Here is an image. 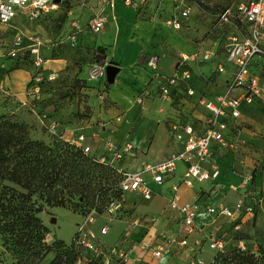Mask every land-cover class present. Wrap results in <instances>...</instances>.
Instances as JSON below:
<instances>
[{
	"label": "crops",
	"instance_id": "obj_1",
	"mask_svg": "<svg viewBox=\"0 0 264 264\" xmlns=\"http://www.w3.org/2000/svg\"><path fill=\"white\" fill-rule=\"evenodd\" d=\"M70 1L72 8L68 11V21L62 35L67 32L68 36L71 33L70 31H74L72 26H76L78 30L72 35V39L77 38L78 42L85 45L89 50L107 49L104 54L97 53L96 60L101 63L118 64L117 66L120 68V72L113 83L114 87L120 92H115L111 88L107 94L104 93L106 90V77L97 80L90 78L94 63L90 61L88 50L85 49V54L81 59L80 77L87 81L86 84L89 87L86 89V93L89 95L88 105L93 113L90 122L86 124V129L89 127L88 132L90 130L100 131L99 137L103 138V143L106 141L105 147L109 142L119 147L126 144L131 145L132 151L118 161L116 166L127 171H141L147 165L158 164L181 152L184 148V142L176 138L172 126L174 124L191 123L198 134L202 133L206 128L209 113L200 105L199 101L202 97L214 100L218 95L223 94L232 79L234 68L227 64V72L224 73L226 78L224 80H213V73L208 76L201 65L197 71V74L203 78L200 85L197 82L200 79L195 78V74H192L190 83L195 91L193 96L180 98L179 102H174L173 99L170 101L164 100L159 92L160 83L166 78L181 72V57L187 54L182 53V56H179L176 51L168 53L165 62L162 63L160 59L156 70L149 67L145 68L142 65L144 54L140 41H138L139 38L137 39L131 33L134 28L131 19L137 11L135 7L126 5L123 0H89L90 4L88 6H84V0ZM97 15H104L109 18V22L105 26L106 29L101 32L100 41L93 38L94 33L91 29H86V25H89L90 28L93 18ZM112 16H115V21ZM196 16L190 22L191 27L194 29L197 28ZM19 18L25 22L30 21L24 15L19 14L10 25H0L1 44H9L12 41L6 40L3 36L10 27L15 26L14 23ZM73 20L75 22L71 23ZM189 29L191 28H187L186 32L177 36L178 39L182 37L184 41L183 50L191 54L187 56H193L195 53L204 50H215L220 52L213 59L217 62V66L220 62H226V54L220 51L218 42H213L214 39L209 37L207 40L200 38L198 43H192L193 38L190 37ZM108 30H110V34ZM108 34L109 36L105 37ZM112 39L116 48L113 52H110L106 47L109 45L106 44L110 43ZM46 40L48 39L46 38ZM49 42L53 44L51 40ZM54 47L55 45H52L45 49L44 55L47 61L44 70L58 76V73L70 65L73 59L70 57H53ZM177 51H179V48ZM184 51L181 50L180 52ZM98 55L105 56V60L102 62L101 58H97ZM168 55H170V58H168ZM259 62L260 58H256V64ZM161 63L163 67L166 66L171 69V72H174L173 75H168L166 70L161 69ZM194 63L206 64L208 62H204L199 58L197 61H188L185 67L193 70ZM256 64L254 68L259 72L261 65ZM31 79L32 70L27 69H17L10 73L0 74V114L15 116L19 121L26 123L35 119V115L38 116V105L32 104V98L29 96ZM95 82L99 83L97 84L98 90L95 89ZM240 92L241 90H236L235 94ZM122 94L124 96H119ZM139 99L141 102H139ZM254 107L258 106L253 104L246 108L245 119L239 120V129L235 136L246 140L247 145L241 147L239 151L214 146L213 157L204 162L203 166L208 170H211L214 165L220 168L221 173L217 180L205 183L195 182L193 187L185 186L181 183L182 176L188 167L185 162H179L176 170L178 173L175 172L168 177L166 181L168 179H171V181H165L162 186L156 185L151 176L146 175L153 190L151 200H145L135 192L125 193L123 196V210L115 220L110 223L105 216H101L94 223L93 230L97 233L103 245L105 247L109 246L107 245L108 240L104 237L110 235V231L113 229L116 238H120L119 247L127 253L129 252L128 264H168L170 261H184L190 264L191 261L197 259L203 260L205 264H210L217 252L208 263L204 256L214 251L209 245V238L213 234L225 241V250L234 247V243L237 242L235 236L242 232L243 226L253 218L255 212L253 214H242L238 220L240 229L237 231L230 219L225 216L209 214L205 208L207 206H217L221 203L231 207L238 201H244L256 210L263 201L261 196V187L264 186L263 165L259 163L256 166V162L249 155L250 151L257 149L256 143L261 146L264 142V139L259 137L257 132L247 127L250 118L249 112ZM69 133H74L76 137L84 135V146H90L89 141H91V138H88L85 133L79 130L77 132L70 131ZM250 173L254 178L249 186L239 188L237 191L231 188L232 185L241 183L243 175ZM175 184L179 185V193L183 201L197 202L203 208L195 219V231L190 235L185 233L180 215L172 211L168 205L172 196V186ZM229 198H232V200ZM164 204L166 206L163 210ZM134 220H138L139 223L137 226L131 227ZM106 225L109 228L108 233L101 235L100 230ZM163 235L170 238L175 237L178 240L187 238L190 245L188 247L174 245L171 252L160 260L150 255L144 256L136 247L142 240L148 241L155 247L163 242ZM196 240L202 241L200 246L195 245Z\"/></svg>",
	"mask_w": 264,
	"mask_h": 264
},
{
	"label": "built area",
	"instance_id": "obj_2",
	"mask_svg": "<svg viewBox=\"0 0 264 264\" xmlns=\"http://www.w3.org/2000/svg\"><path fill=\"white\" fill-rule=\"evenodd\" d=\"M123 1L126 5L135 8L141 5L140 0ZM142 1L144 2V0ZM59 6L55 5L53 0H0V25H10L19 14L24 15L30 21H34L41 14H47ZM190 16L191 9L186 5L184 6L182 1L177 5L176 12L165 21V26L171 30H181ZM218 22L220 26L231 28L226 35V62H220L216 69L218 73L224 74L227 72V64L234 68L227 90L214 100L205 97L200 99V105L209 113L206 128L202 133L198 134L191 123L174 124L172 126L176 138L184 142V148L181 152L158 164L147 165L141 171H127L117 168V172L121 175L120 190L123 195L128 192H135L145 200H151L153 190L146 175H150L156 185L162 186L166 179L176 172L179 162L188 164L181 179V183L187 187H193L195 182L205 183L217 180L221 173L220 168L214 165L211 170H208L203 166L204 162L213 157L214 146L239 151L241 147L247 145L246 140L235 136L239 129L238 122L242 118V111L255 102H259L264 106V0H248L247 2H238L234 8L227 7L219 14ZM106 24L107 17L97 15L93 18L90 29L94 34H99L105 29ZM52 45L48 40L37 34L19 35L9 44L0 43V71L4 72L9 67L6 60H18L26 54L30 56L33 66L39 71L31 79L33 83L29 85V96L32 98V104L34 105L42 98L41 83L45 80L43 70L47 61L44 53L45 49ZM217 53L215 50H204L195 53L193 56L183 55L181 57V72L166 78L160 83L159 92L162 98L167 101L172 100V89L180 86H185L187 94L193 96L195 91L190 83L192 72L185 65L188 61H197L199 58L204 62H210L217 56ZM256 58H260V62L257 64ZM158 62L159 57H151L148 66L156 70ZM255 64L261 65L259 72L255 70ZM106 67L107 63L94 64L90 72V78L92 80L105 78ZM54 79H56L55 74L48 75V80ZM236 90H241V92L235 94ZM139 102H141L140 99ZM49 125L51 132L56 133L57 123L52 122ZM67 141L78 148H82L84 153L89 154L90 147L83 144L85 141L84 135L72 136ZM107 149L112 153L114 161H120L132 151V146L126 144L119 147L109 142ZM102 162L105 163V158ZM253 178L251 173L245 174L242 176L241 183L232 185L231 188L234 191L239 188H246L252 183ZM168 205L172 211L180 215L185 233L187 235L192 234L195 231V219L203 208L197 202L183 201L178 184L172 186V196ZM123 207V199H115L108 204L102 214H99L96 208H93L82 217L81 222L77 224L75 235L76 246L81 252H90L94 257L101 258L104 264H111V250L105 248L97 233L93 230V225L101 216H105L111 223L120 215ZM205 210L209 214L227 217L234 224L237 231L240 229L238 220L242 214H253L255 211L253 206L247 205L244 201H238L231 207L223 203L217 206H207ZM138 223V220H134L131 227L137 226ZM108 229V225L102 227L100 230L101 235H106ZM162 238L163 242L155 247L146 240L140 241L136 247L144 256L150 255L160 260L171 252L174 245L181 247L190 245L187 238L178 240L175 237L170 238L166 235H163ZM201 242V240H196L195 245L200 246ZM209 242L211 249L217 250V252L225 251V241L215 234L210 236ZM237 247L244 250V242L239 241ZM120 256L124 261L123 264H128V255L121 254ZM82 261L83 258L79 256L77 264H81ZM190 264L205 263L203 260L197 259L191 261Z\"/></svg>",
	"mask_w": 264,
	"mask_h": 264
},
{
	"label": "rangeland",
	"instance_id": "obj_3",
	"mask_svg": "<svg viewBox=\"0 0 264 264\" xmlns=\"http://www.w3.org/2000/svg\"><path fill=\"white\" fill-rule=\"evenodd\" d=\"M141 8L136 11L134 17L131 19V22L134 24V28L131 30L133 36H136L138 41H140L141 49H143L144 60L142 65L147 68L148 61L151 57H159L163 62H165V57L168 53L177 52L179 56L182 53L187 55H191L184 51V41L182 37L178 39L179 34H183L186 32L187 28L190 32V37L192 36V43H198L200 38L207 40L209 37L214 39L213 42H218L220 51L225 53V45L227 43L226 34L220 33L219 26H216V19L218 14L222 12L223 9L227 7H235L238 2H247L248 0H142ZM184 3L191 9V16L189 21H187L181 30L174 31L168 29L165 26V21L172 16L176 12L177 5L180 2ZM64 4L58 7L57 9L50 11L49 13L40 16L34 21H22L21 18L15 21V26L10 27L9 30L4 34V38L6 40H14L19 35H30L37 34L41 36L43 39L47 38L49 41L53 42L55 45L53 49V57H65L72 58L73 61L68 65L64 70L58 73V77L48 83L44 87V94L42 100L37 104V114H35V119L29 120L28 123L19 121L15 118V116L6 115L9 119L14 121L23 122L27 125L29 129L30 137L34 140L43 141L47 144L54 142L55 140H68L71 136H74V133H69L70 131H81L85 133L88 138L90 137V150L89 156L103 161L105 158V163L113 166H117L118 161H114L112 157V153L105 147V142L103 143L102 137H99V132L91 131L88 132L89 127L86 129L87 122H90L92 118L91 107L88 105L89 95L86 93L87 81L81 79V59L85 54V49L88 50L89 59L92 63L98 64L96 60L97 53H105L107 49H95L89 50L85 45L78 42V39H72V35L77 31L76 26H72L74 31H70L71 33L67 36V32L62 35V31L65 27V24L68 21V11L72 8L70 0H64ZM84 6H88L90 4L89 0H84ZM196 16V24L197 28H192L190 22L195 19ZM107 17V16H106ZM115 21V16H112ZM75 22V20L71 21ZM109 22V18L107 17V23ZM218 27V28H217ZM226 27V26H224ZM229 27V26H228ZM86 29H90L89 25H86ZM106 29V27H105ZM104 29V30H105ZM103 30V31H104ZM196 30V31H195ZM230 30V29H229ZM110 34V30H108ZM109 34L105 37H108ZM113 34V33H112ZM101 33L94 34L95 39L100 41ZM131 37V34H130ZM110 43H107L106 46L110 52L116 48L114 40H110ZM191 42V41H190ZM179 48V51L178 48ZM184 52H180V51ZM182 56V55H181ZM170 58V55H168ZM7 65L10 66V60H6ZM158 62V66H159ZM161 63V65H162ZM109 64H112L109 62ZM108 65V64H107ZM118 65V64H116ZM204 68L206 74L208 76L212 75L213 80L217 79H225V74L214 73L216 72L217 62L215 60L210 61L206 64L202 63H194L193 70H191L192 74H195V78H198L197 82L203 79L202 76L197 74L199 70L198 67L201 66ZM150 68V67H149ZM166 70L168 75H173L174 72H171V69L168 67L161 66V69ZM97 80V79H94ZM194 80V79H193ZM106 81V79H105ZM98 82H95L96 90L99 89L97 86ZM114 84L106 87L104 93H108L111 88L113 91H118ZM138 91V90H136ZM119 96H124L119 95ZM249 111V110H248ZM247 110L242 111L241 120L245 119V114ZM31 113V112H29ZM249 125L247 126L252 131L257 132L259 137L264 139V106L254 107L251 112H249ZM132 118V116H131ZM52 122L57 123L56 133L51 132L50 125ZM261 131V133H260ZM258 137V138H259ZM256 143V141H254ZM257 144V145H256ZM255 146L257 149L250 151L249 155L256 162V166L259 163L263 165V174H264V142L260 146L256 143ZM260 147V148H259ZM103 163V162H102ZM178 172H176L177 174ZM119 175H115L111 178V180H118ZM171 181L168 179L166 182ZM264 183V182H263ZM261 196L262 203L257 207L254 211L255 214L253 218H251L242 229L240 234H237L235 240L237 242L234 243V247H237V243L239 241L244 242V250H248L250 252L259 253L261 248H264V186L261 187ZM232 200V198H229ZM166 204H164L163 210ZM89 206L67 209L64 207H55L48 208L46 211H43L40 214V217L46 224V226L50 230V234L47 236V243L52 245L56 240H62L67 245L71 244L74 240V237L77 233V223L82 220V217L88 213ZM87 212V213H86ZM163 214V212H162ZM115 232L112 229L110 231V235L104 237L108 240L107 248L111 250V264H123L124 261L121 254L128 255L130 259L129 252L127 253L122 248H120V238H116L114 235ZM104 239V241H105ZM110 239V241H109ZM227 249V250H229ZM113 251V252H112ZM217 252V250L211 251L206 256H204L207 263L210 261L212 256ZM80 256L83 258L81 264H104L101 258L94 257L90 252L83 251ZM55 257L54 253H50L43 264H50ZM168 262V264H188L187 262ZM15 259L11 252L7 251L3 246V241L0 235V264H14ZM143 264V263H137ZM211 264V263H210Z\"/></svg>",
	"mask_w": 264,
	"mask_h": 264
},
{
	"label": "trees",
	"instance_id": "obj_4",
	"mask_svg": "<svg viewBox=\"0 0 264 264\" xmlns=\"http://www.w3.org/2000/svg\"><path fill=\"white\" fill-rule=\"evenodd\" d=\"M140 8L141 5L136 10ZM218 20L219 14L216 26ZM219 27L221 34L227 35L231 30L228 26ZM17 69L32 70V78L39 72L26 54L11 61L0 74ZM43 74L42 98L44 87L55 80H48L47 71L43 70ZM171 94L174 102L189 97L185 86L173 88ZM254 105L262 106L259 102ZM115 175L119 179L111 180ZM120 182L116 166L90 157L67 140L50 144L34 140L26 124L0 115V235L3 246L14 256V264H43L50 253L55 254L50 264H77L82 252L75 237L69 245L62 240L48 244L50 230L40 214L48 208L85 206H89L88 212L96 208L102 214L111 201L123 199ZM211 264H264V248L258 254L238 247L217 252Z\"/></svg>",
	"mask_w": 264,
	"mask_h": 264
},
{
	"label": "water",
	"instance_id": "obj_5",
	"mask_svg": "<svg viewBox=\"0 0 264 264\" xmlns=\"http://www.w3.org/2000/svg\"><path fill=\"white\" fill-rule=\"evenodd\" d=\"M63 0H53L55 5H61ZM97 58H101L102 62L105 60V56L98 55ZM120 72V68L115 64H108L106 67V82L108 84H113Z\"/></svg>",
	"mask_w": 264,
	"mask_h": 264
}]
</instances>
